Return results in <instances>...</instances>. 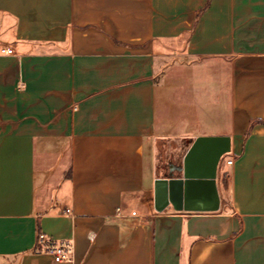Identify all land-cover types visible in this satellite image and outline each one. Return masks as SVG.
<instances>
[{"label":"crops","instance_id":"1","mask_svg":"<svg viewBox=\"0 0 264 264\" xmlns=\"http://www.w3.org/2000/svg\"><path fill=\"white\" fill-rule=\"evenodd\" d=\"M259 120L264 0H0V264H264ZM160 136L228 137L216 188L158 210Z\"/></svg>","mask_w":264,"mask_h":264},{"label":"water","instance_id":"2","mask_svg":"<svg viewBox=\"0 0 264 264\" xmlns=\"http://www.w3.org/2000/svg\"><path fill=\"white\" fill-rule=\"evenodd\" d=\"M230 151L229 138L224 136H160L155 139V202L162 210L175 202L185 185L188 192L192 184H212L216 188L218 165ZM217 190V189H215Z\"/></svg>","mask_w":264,"mask_h":264},{"label":"built area","instance_id":"3","mask_svg":"<svg viewBox=\"0 0 264 264\" xmlns=\"http://www.w3.org/2000/svg\"><path fill=\"white\" fill-rule=\"evenodd\" d=\"M5 53H12L13 49L8 48L4 50ZM226 164H232L233 159H226ZM222 182L224 186L228 184V173L224 171L222 176ZM67 211H70L67 209ZM73 245L69 240L57 241L50 238L46 233L39 232L36 240V249L40 252H46L53 256L57 262L66 261L73 262L74 257L72 253Z\"/></svg>","mask_w":264,"mask_h":264},{"label":"trees","instance_id":"4","mask_svg":"<svg viewBox=\"0 0 264 264\" xmlns=\"http://www.w3.org/2000/svg\"><path fill=\"white\" fill-rule=\"evenodd\" d=\"M259 121H262V122H264V120H259Z\"/></svg>","mask_w":264,"mask_h":264}]
</instances>
